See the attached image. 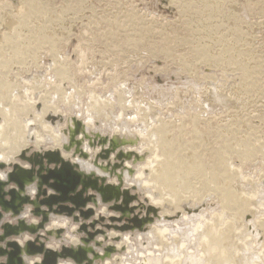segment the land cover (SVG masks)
<instances>
[{"label":"rangeland","instance_id":"obj_1","mask_svg":"<svg viewBox=\"0 0 264 264\" xmlns=\"http://www.w3.org/2000/svg\"><path fill=\"white\" fill-rule=\"evenodd\" d=\"M192 2V8L187 11L184 1L172 0H43L47 13L40 16V21L50 23L51 32L58 33L56 57L51 55L53 52L48 46L36 50L35 57L29 52L20 56L22 59L12 56L10 49L4 47L0 52V59L7 61V66L0 67V82L9 84L7 90L10 95L25 90L33 91L41 97V101L52 100L65 113H69L72 106L77 104L70 114L78 117L86 114L87 110L98 111V120L105 119V109L111 112L110 116L114 111L118 115H113L117 116L126 113L127 121L131 120L130 128L133 127L130 132L134 134L142 130L139 127H143V131H153L152 125L156 127L163 120L169 124L184 123L187 125V133L190 118L196 117L201 121L200 125L206 126L211 122L215 127V132L218 133L212 134L215 136V147L220 145L217 137L223 139L233 136L230 135L232 133L238 136L237 139H249L256 145L257 154L249 157L244 151L237 150L236 154L227 153V159L230 168L235 171L234 182L229 184L234 189V194L245 197L244 189L245 195L251 196L255 194L253 189L256 191L255 181L263 180L260 184L257 182V185H264V0H222L224 10L220 15H213L214 17L209 11L197 13L200 4L198 0ZM20 6V0H0V17L6 19L12 13H19ZM190 21L194 23L190 24ZM134 24L148 31L145 37L136 42L133 41V26L137 27ZM206 25L210 27L207 28ZM211 25L215 32L210 31ZM235 29L240 32L239 40L234 36ZM13 30L10 25L1 27L2 33ZM221 37H226L229 44L232 42V47H235L232 48L231 56L234 54L238 60L245 61L243 64L247 67L257 71L255 78H260L259 82L256 81L259 88L255 85V88L246 86L240 66H229L225 62H205L196 57L193 49L199 45L210 49L211 54L229 45L225 43L223 46V42H219ZM187 65L192 67L190 71L185 69ZM260 65L263 67L262 71L258 69L261 68ZM57 67L66 70L61 80L54 72ZM0 91H3L2 88ZM23 96L26 97V94L22 98ZM15 106L18 108L16 104ZM18 114L22 117L20 112ZM138 133L135 134L139 136L135 137L137 141H146L147 135L143 137ZM188 133L187 136L185 131L182 133L184 140L181 135L176 134L182 140L180 137L177 139L181 142L191 141V134ZM232 141L236 142V139ZM189 148V155L187 150V154L185 152L188 157L194 152L192 147ZM176 180L180 181L179 178ZM194 180L195 178L188 177L184 181L191 183ZM191 186L190 189L185 188L187 193L183 196L190 198L191 202L207 201L204 210L219 199L213 189L199 188L195 195L196 189ZM164 191L168 192L169 189L164 187ZM143 196L144 194H139L135 206H144L142 201H146V197ZM255 197L256 195L252 198L253 203L259 200V195L256 199ZM152 207L155 208L153 205ZM182 213L184 212L180 214ZM180 216L174 215L166 219L172 221ZM171 218L173 219L170 220ZM246 220H253V217L246 216ZM153 225L155 224L149 230ZM249 231L250 229L248 234ZM165 239L171 242L167 237ZM263 241L260 238L261 244ZM142 242L145 244V241ZM121 250L123 248L116 255ZM259 251V256L263 257L264 248Z\"/></svg>","mask_w":264,"mask_h":264},{"label":"bare ground","instance_id":"obj_2","mask_svg":"<svg viewBox=\"0 0 264 264\" xmlns=\"http://www.w3.org/2000/svg\"><path fill=\"white\" fill-rule=\"evenodd\" d=\"M172 1H184L186 3L185 9L190 11L192 8L190 7L192 6L190 3H193L192 1L194 0ZM20 2L21 6L19 13L17 12L15 15L12 13V15L8 16L6 19L0 17V31L1 27L5 25H10L14 29L12 32H0L3 36L2 42L0 43V52L4 47H8L12 56H17L19 58L31 52L30 54L35 57L36 50L43 46H48L53 52L51 55L54 54L56 57L58 33H53L54 31L51 32L49 29L50 23L46 24L40 21V16L43 13H47V9L42 3L43 0H20ZM198 2L200 5L198 4L199 8L196 12L199 14L203 11H209L213 16L224 10L222 0H198ZM193 23L191 22L190 24ZM206 26L207 28L210 27L208 25ZM134 28L135 32L133 33L135 37L133 41L135 42L145 37L148 32L146 29H140L138 25L137 27L133 26V29ZM217 28L219 27L217 26ZM210 31L215 32L212 25ZM233 31L234 30H232V32ZM242 35H244V33ZM234 36H237L236 38L239 40L238 36H240V32L238 29L235 31ZM219 39V42H223V46H225V43L229 44V40H227L226 37H221ZM231 43L215 54H211L209 51L210 49L208 50L206 47L200 45L194 48L193 51L198 59L205 62H215L217 64L225 62L229 66H240L242 80L247 84L246 86L251 88L254 85H258L256 81L260 78L257 76L258 79L255 78V73L257 71L254 70V68L252 70L247 67V65L243 64L245 61L242 62L238 60V57H234V54L231 56L233 51L232 48H235L232 47ZM168 53L170 54L169 50ZM168 53L165 52L166 55H169ZM21 57L20 59H22ZM6 66L7 61L0 59V67L5 68ZM259 67H261V65ZM191 68L192 67L189 65L185 67L187 71H190ZM258 69L262 71L263 67ZM65 71L63 67L54 69V72L59 76L60 80ZM259 75L262 76L261 74ZM8 87H10L9 84L7 85L5 82H0V88L3 90L0 91V103H2L0 105V161L7 164L5 169L0 170V177L2 179L6 178L7 171L11 170L10 166L12 164H20L23 168L27 169L32 167L28 161L20 158V154L24 151L28 156L36 152L45 153L61 151V155L65 160H70L72 163L78 162L81 169L85 172H93L105 176L107 177V184L116 185L119 183L117 175L114 174V176H111L105 166L113 165L119 161L116 155L121 148L125 150L124 152L132 150L134 154L131 158L136 155L140 156L139 161L141 162H135L127 158H125L126 160L124 159L125 166H123V168L125 169V175L124 185L121 190L124 191L128 189L131 194L138 196V198L130 204V208H135V212H137V215L133 214V216H138V214H140L139 217L144 218L146 216L147 207H152L153 205L159 210L161 218L156 219L155 223H153L155 224L153 225L154 227L146 233L135 232V234H121L118 231L110 230L108 231V241H104V243L103 236L98 238L95 237L94 241L98 240L104 245H113L117 249V252L121 248H123V250L120 251V254L116 255V252L111 258H107L104 261L98 258L94 261V264H113V262L114 264H142L144 261L148 264H264V256L262 255L263 257H260V253H258L261 248H264V241L262 244L259 242L260 238L264 240V185H257V182L260 184L263 180L255 181L256 191L253 189L255 194L251 196L245 195L246 192H244L245 190L242 188L246 198L234 194V189L229 186V184L232 185L234 182L235 171H232L229 166L227 153L236 154L237 150H242L247 156L253 157L255 153L257 154L258 149L249 139H240V137L237 139L238 136L236 137V134L232 133L230 135L233 136H227L223 139H217V137L216 140L220 142V145L219 147H215V127L212 126L211 122L206 126L202 124L201 126V121L196 117H192L189 120V133L187 131L188 134H191L190 136L192 139L189 142H185L188 140L180 141L181 136L182 139L184 137L182 135L184 131L185 136H187V125H184L182 122L181 124L179 123V125L176 123L169 124L163 120L156 127L152 125L154 128L153 131L152 129L151 131H143V127H139V129L142 130L139 133L137 131L135 134L138 133L140 136L147 135L146 141L148 140L147 143H145V140V142L142 140V142L139 143L137 138H135L139 136L130 132V130L133 129V127L130 128L131 115L130 118H128L130 121H127L126 116L128 117V114L123 113V115L120 114L117 116L118 114L113 110L114 112H112L111 116L114 113L117 115L111 117V112H107L108 110L105 109V119L98 120V117H96L98 111L94 112L92 110H87L86 114L80 113L81 117H78L77 115L70 114L74 106H72L71 111L68 110L69 113H67V111L65 113L55 102L52 103V100L46 101L43 99V101H41V97H38L36 92L25 90L21 93L11 94V96L7 90ZM60 90H62V88ZM23 94H26V97L23 96L22 98ZM14 97L17 99L15 100ZM14 103L18 108H16ZM76 106L77 104L75 107ZM9 110H11V112ZM18 112L22 114V117ZM64 116L67 117L65 118ZM134 116H132V120ZM74 118L83 123V126H81L83 131L81 129V132L76 135V138L81 140V144L83 141V144L79 148L87 152L89 158L73 153L77 147L76 142L67 149L69 140L74 133L75 125L72 120ZM135 130L134 128L133 131L135 132ZM172 132L174 135L177 134L181 136L177 137L176 135L171 137L169 134L173 135ZM100 136H108L109 138L114 137L119 147L117 148L118 150L111 153L109 160L99 158L96 163V155L100 152L102 147L98 144L92 146L91 142L98 140ZM211 136H214V139H211ZM179 137L180 139L178 140L177 138ZM140 138L142 139V137ZM233 139H236V142H233ZM211 140L214 142H211ZM107 146L108 145H106L105 148H107ZM189 147H192L195 153L191 152L193 153L190 154L192 156L188 157L190 152H188L189 150L187 149ZM80 149L77 147V151ZM186 150L188 155H185ZM51 165H53L51 168H54V164ZM133 168H135V170L137 169V172L135 171L136 174L134 172V176L128 172V169ZM121 171V168L117 170L118 173ZM188 177H193L195 180L191 183H187L184 180ZM176 178H179L180 181H177ZM243 183H245V181ZM191 185L196 189L195 195L198 194L200 189L210 188L216 192L219 199L210 206L205 207L204 210L203 207L208 204L207 201L201 200L191 202L189 200L190 198L183 196V194L187 193L185 192V188L187 187V189H190L192 187ZM27 187H29V184ZM164 187L171 191L170 195H168L169 191H164ZM32 189L33 188H31V190ZM156 190L162 192L159 193ZM50 191L53 192L48 188V193ZM27 192H25V194H27ZM34 192L35 191H33V193ZM89 194H92V191H89ZM139 194H144L143 197H146V201H142V203H145L143 207H141L140 204L137 206L134 204L139 199ZM255 195L256 197L259 195V200L253 203L252 198H254ZM34 196L30 197L34 199ZM121 202L122 199H120L119 203ZM110 204H114V201L104 206L100 204L96 209L97 211L94 217L89 220L81 219L80 222L89 226L91 221L98 219L100 215L106 218V222H109V217L113 216L118 218L119 212L115 213L108 209L107 206ZM93 207V204L89 203L84 210ZM181 212L184 213H182V217L180 216L179 219L172 220L173 218H171L170 220L172 221L166 219L167 217H174V215L179 217ZM246 216L253 217V220L247 221ZM22 217L32 224H37L40 220V218L32 216L30 212L23 214ZM9 220H12V222L14 221V223L16 222V219L12 217ZM68 222L71 221L61 217H55L50 221L47 229L55 230L65 228L66 232L63 235V239L56 240L52 238V241L46 242L47 248L60 250L62 244L74 248L82 244L81 236L77 233L80 223L69 225ZM115 224H119V222H115ZM254 227L258 229H253ZM100 228L101 224H97L95 227L96 230ZM89 229H92V227L90 226ZM248 229H250L249 234ZM118 236H121V240L115 241L114 239ZM166 237L171 242H167L168 240L166 239L165 242L164 238ZM32 239L33 236L27 233L23 237H16L17 242L21 245H23L26 240ZM142 241H145V244ZM159 242L161 243L159 244ZM92 244L93 243H91V245ZM98 249L101 252L103 251V248ZM163 251H165V253ZM263 253L264 252H262V254ZM115 255L117 256L116 258ZM26 260L28 264H34L41 259L37 256L27 258ZM60 264L74 263L70 261H61Z\"/></svg>","mask_w":264,"mask_h":264},{"label":"water","instance_id":"obj_3","mask_svg":"<svg viewBox=\"0 0 264 264\" xmlns=\"http://www.w3.org/2000/svg\"><path fill=\"white\" fill-rule=\"evenodd\" d=\"M40 107V106H39ZM75 125L73 136L69 140V146L76 142L78 149L81 147V140L76 135L81 132L83 126L81 121L72 119ZM83 131V129H82ZM101 137V138H100ZM98 140L92 141L91 145L101 146L100 152L96 155V163L99 158L109 160L111 153L118 150L119 145L114 137L100 136ZM107 148H105V146ZM74 150V154L89 158L84 150ZM76 151V152H75ZM122 150L117 152L118 162L113 165L105 166L111 176L117 175L119 183L116 185L107 184V177L87 173L81 169L78 162L72 163L65 160L61 151L45 152L26 155V152L20 154V158L28 161L31 168H23L20 164H12L11 170L7 171L5 179L0 177V264H28L27 258L40 257L39 262L34 264H60L61 261H70L74 264H94L98 258L104 261L111 258L117 252L113 245H104L100 241H94L95 237L103 236L104 241H108V231L114 230L119 233L135 232L146 233L149 227L155 223L156 219H160L159 210L153 207H147L146 216L144 218L138 216L135 208L131 209L130 204L138 198L137 195L131 194L128 189L122 191L124 185L125 166L124 161H139L140 156H133V152ZM144 157V156H143ZM125 159V160H124ZM54 164V168H51ZM7 167V164L0 161V170ZM121 168V172L117 170ZM129 174H133L135 169H128ZM10 184H14L15 188L6 189ZM33 186L36 194L32 199L25 194L31 186ZM48 188L54 193L48 194ZM92 191V194H89ZM120 199L122 202L119 203ZM109 210L119 212L118 218H106L100 215L98 219L92 220L91 224L80 222L81 219L89 220L95 216L96 210L101 205H107ZM92 203L93 208H87ZM27 205V208L25 206ZM30 212L34 217L40 218L37 224H32L22 217L23 214ZM141 213V212H140ZM6 214L15 217L16 222H6ZM181 214H179L180 216ZM55 217L66 218L70 224L80 223L77 233L80 234L82 244L74 247L62 244L60 250L49 249L46 242L52 241V238L63 239L66 232L65 228L47 229L48 224ZM119 222V224H115ZM97 224H101V228L96 230ZM92 229H89V227ZM99 231V232H98ZM33 236L32 240H26L23 245L12 237H23L25 234ZM120 241L121 236L114 239ZM91 243H93L91 245ZM98 248H103L101 252ZM142 264H148L145 261Z\"/></svg>","mask_w":264,"mask_h":264},{"label":"crops","instance_id":"obj_4","mask_svg":"<svg viewBox=\"0 0 264 264\" xmlns=\"http://www.w3.org/2000/svg\"><path fill=\"white\" fill-rule=\"evenodd\" d=\"M52 166H53V165H51V167H52ZM11 186H12V187H11ZM13 186H14V187H13ZM29 186H31V187H30V189H29L30 191L28 190L27 194L30 193L29 195L32 197V196H34V195L36 194V191H35L34 188H33L34 185H29ZM15 187H16V186H15L14 184H10V185H8V186L6 187V189H9V188H15ZM31 188H33V189L31 190ZM33 191H35V192L33 193ZM31 192H32V193H31ZM52 193H53V192L50 191L48 194H52ZM33 194H34V195H33ZM25 208H27V205L25 206ZM94 208H95V207H94ZM96 209H97V208H95V210H96ZM96 211H97V210H96ZM5 217H6V218L3 219L4 221H6V222H12V220H9V219L12 217L11 214H6ZM12 218L15 219V217H12ZM12 223H14V221H13ZM11 239L16 240V237H12Z\"/></svg>","mask_w":264,"mask_h":264}]
</instances>
